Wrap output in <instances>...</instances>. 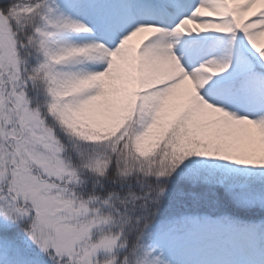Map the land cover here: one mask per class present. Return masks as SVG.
<instances>
[{
  "label": "snow or ice",
  "instance_id": "1",
  "mask_svg": "<svg viewBox=\"0 0 264 264\" xmlns=\"http://www.w3.org/2000/svg\"><path fill=\"white\" fill-rule=\"evenodd\" d=\"M0 264H264V0H0Z\"/></svg>",
  "mask_w": 264,
  "mask_h": 264
}]
</instances>
